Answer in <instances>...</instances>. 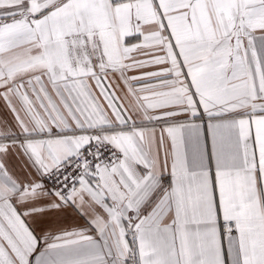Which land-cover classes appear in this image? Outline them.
I'll use <instances>...</instances> for the list:
<instances>
[{"label":"snow or ice","instance_id":"1","mask_svg":"<svg viewBox=\"0 0 264 264\" xmlns=\"http://www.w3.org/2000/svg\"><path fill=\"white\" fill-rule=\"evenodd\" d=\"M0 264H264V0H0Z\"/></svg>","mask_w":264,"mask_h":264}]
</instances>
